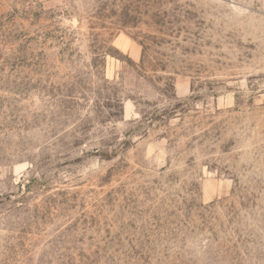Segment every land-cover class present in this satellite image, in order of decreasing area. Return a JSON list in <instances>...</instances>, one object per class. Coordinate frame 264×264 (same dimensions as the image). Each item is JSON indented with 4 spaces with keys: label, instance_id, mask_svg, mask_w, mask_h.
<instances>
[{
    "label": "rangeland",
    "instance_id": "1",
    "mask_svg": "<svg viewBox=\"0 0 264 264\" xmlns=\"http://www.w3.org/2000/svg\"><path fill=\"white\" fill-rule=\"evenodd\" d=\"M0 264H264V0H0Z\"/></svg>",
    "mask_w": 264,
    "mask_h": 264
}]
</instances>
